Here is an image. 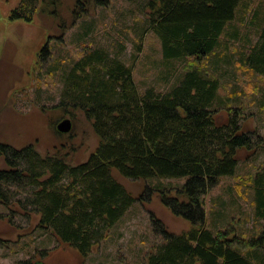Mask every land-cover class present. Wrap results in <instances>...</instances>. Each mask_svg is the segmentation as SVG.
Segmentation results:
<instances>
[{
    "label": "trees",
    "instance_id": "obj_1",
    "mask_svg": "<svg viewBox=\"0 0 264 264\" xmlns=\"http://www.w3.org/2000/svg\"><path fill=\"white\" fill-rule=\"evenodd\" d=\"M255 1L144 0L145 31L159 37L165 63L195 62L165 92L154 86L140 90L133 65L122 59L123 42L113 51L86 47L69 67H57L62 69L58 109L72 118L74 111L83 113L99 143L85 162L73 165L65 157L42 156L31 144L18 149L0 142V158L6 165L0 169V204L10 212V221L14 204L27 220L38 214L36 230L41 236L51 233L58 243L87 258L139 201L115 172L131 181L188 178L181 187L163 191L160 201L175 217L188 222L190 229L174 234L150 212L154 232L164 241L153 246L142 264H264L260 253L264 250V163L250 177L253 214L237 212L240 219L233 218L237 225L241 216H248L254 231L262 227L258 235L238 233L221 219L215 224L216 232L208 228L203 197L222 178L236 174L242 151H253L256 158L264 152V137L258 131L243 130L244 108L237 104V84L231 96L220 95L221 78L236 80L240 71L264 77V4ZM109 3L75 0L71 25ZM60 5L61 0H20L9 19L32 24L37 13L56 19ZM238 12L240 22L236 23ZM86 27L84 36L93 24ZM48 42L39 53L40 60L49 51ZM209 55H214L217 76L203 65ZM221 110L229 113L224 124L216 119ZM233 192L229 190L230 204L239 207ZM228 205L221 202L223 208ZM37 251L40 256L49 252Z\"/></svg>",
    "mask_w": 264,
    "mask_h": 264
},
{
    "label": "rangeland",
    "instance_id": "obj_2",
    "mask_svg": "<svg viewBox=\"0 0 264 264\" xmlns=\"http://www.w3.org/2000/svg\"><path fill=\"white\" fill-rule=\"evenodd\" d=\"M19 1L0 0V142L15 148L31 144L42 156L65 157L73 165L85 162L96 148L99 139L84 114L74 111L75 118H72L57 107L61 99L62 69L57 71L56 68L69 67L85 53L86 47H106L113 51L117 43L123 42L126 49L122 59L127 65H133L135 81L142 91L150 86L160 92L167 91L189 64H195L192 59L165 63L159 37L152 31H145L144 0H110L107 6L90 11L87 18L74 26L71 20L75 0H61L58 18L37 13L32 24L10 21L9 14ZM234 22H240L239 12ZM90 23L93 27L89 35L84 36L86 24ZM137 28L138 36L135 33ZM141 36H145L142 50L137 53L136 46ZM47 42L49 51L40 60L39 53ZM234 49L232 46L231 51ZM134 55H137L135 61ZM209 56L204 59L203 65L217 76L212 67L214 55ZM222 67L226 69L223 64ZM229 70L234 71V68ZM239 74L236 80L221 78L223 87L220 95L231 96L234 84H237L240 97L237 104L244 108L243 130L258 131L264 137V77L249 71H240ZM231 106L237 105L231 103ZM65 119L72 121L69 134H61L56 128ZM216 119L224 124L229 119V113L221 110ZM263 163V151L258 158L253 151H242L236 174L222 178L203 196L208 228L216 232L215 224L221 219L223 225L233 227L238 233L258 235L261 232V226L253 230L254 222L248 221V216H241L237 225L233 224V218L236 217V222L240 219L237 212L249 216L253 214L250 177L258 172ZM4 168L5 161L0 158V169ZM114 174L139 201L87 258L58 243L54 236L50 237L51 233L41 236L36 230L38 214L33 213L27 220L18 213L19 207L14 204L15 213L10 221V215L7 216L10 212L0 204V214L5 215L0 217V264H24L29 261L32 264H142L153 251V246L164 241L162 235L154 232L150 212L174 234L190 229L188 222L175 217L160 201L163 191L181 187L188 178L131 181L116 172ZM231 189L239 207L230 204ZM222 201L229 204L227 208L221 206ZM42 249L49 250L47 256L39 255L37 250ZM260 253L264 254V250Z\"/></svg>",
    "mask_w": 264,
    "mask_h": 264
},
{
    "label": "water",
    "instance_id": "obj_3",
    "mask_svg": "<svg viewBox=\"0 0 264 264\" xmlns=\"http://www.w3.org/2000/svg\"><path fill=\"white\" fill-rule=\"evenodd\" d=\"M57 131L61 134H69L72 130V121L65 119L57 125Z\"/></svg>",
    "mask_w": 264,
    "mask_h": 264
},
{
    "label": "crops",
    "instance_id": "obj_4",
    "mask_svg": "<svg viewBox=\"0 0 264 264\" xmlns=\"http://www.w3.org/2000/svg\"><path fill=\"white\" fill-rule=\"evenodd\" d=\"M258 3H263L264 4V0H256L255 4H258ZM107 235H108V233H107Z\"/></svg>",
    "mask_w": 264,
    "mask_h": 264
},
{
    "label": "flooded vegetation",
    "instance_id": "obj_5",
    "mask_svg": "<svg viewBox=\"0 0 264 264\" xmlns=\"http://www.w3.org/2000/svg\"><path fill=\"white\" fill-rule=\"evenodd\" d=\"M37 264H47V263H40V262H38ZM48 264H52V263H48Z\"/></svg>",
    "mask_w": 264,
    "mask_h": 264
}]
</instances>
